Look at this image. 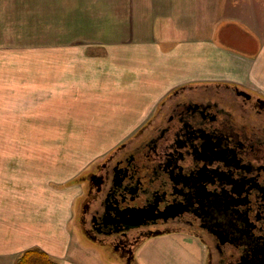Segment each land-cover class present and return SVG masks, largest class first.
Returning a JSON list of instances; mask_svg holds the SVG:
<instances>
[{"label": "crops", "instance_id": "1", "mask_svg": "<svg viewBox=\"0 0 264 264\" xmlns=\"http://www.w3.org/2000/svg\"><path fill=\"white\" fill-rule=\"evenodd\" d=\"M92 3L91 12L85 15L80 8V16L66 19L65 32L52 35L58 42L34 45L18 53L14 63L2 42L8 2L0 1V121L21 120L44 131L39 135L100 138L101 156L183 88L239 85L264 97V37L259 26H252L260 24L264 0ZM242 32L249 34L242 43L246 50L217 41L218 33L232 40ZM34 163L0 160V264H15L31 248L46 251L60 264H88V256L73 252V200L58 205L56 179H39L56 175L58 162ZM41 183L53 191L35 190ZM172 235L186 238L179 245L195 252V264L202 263L203 244ZM102 263L109 264H97Z\"/></svg>", "mask_w": 264, "mask_h": 264}, {"label": "flooded vegetation", "instance_id": "2", "mask_svg": "<svg viewBox=\"0 0 264 264\" xmlns=\"http://www.w3.org/2000/svg\"><path fill=\"white\" fill-rule=\"evenodd\" d=\"M80 231L132 264L158 236L206 247V264H264V97L183 88L86 175Z\"/></svg>", "mask_w": 264, "mask_h": 264}, {"label": "rangeland", "instance_id": "3", "mask_svg": "<svg viewBox=\"0 0 264 264\" xmlns=\"http://www.w3.org/2000/svg\"><path fill=\"white\" fill-rule=\"evenodd\" d=\"M2 1L4 5L5 2H8V16L7 18L3 17V21L0 19V25L1 21L3 24L6 21L8 23H5L6 28L3 31V35L0 30V36L2 35V42L7 44L8 48L6 49L8 50L9 58L12 60L11 62H13L18 53L31 50L34 45L40 43L48 46L58 42L52 35L65 32V29L68 28L65 24L66 19L80 16L81 9L85 11V15L91 12L89 6L93 4L92 1L94 0ZM258 13L260 24H253L252 26L256 30V27L259 26L257 31L260 30V35L264 37V9L262 8ZM71 27L74 28L75 26ZM242 27L246 28L245 26ZM88 33H93L91 28H89ZM222 35L218 33V43L239 51L246 50L244 45L242 46L243 40L249 36L246 32L240 33V37L235 36L232 40H228ZM30 58L26 57V59ZM26 124V122L17 119L0 121V160L23 161L27 164L35 161L34 165H39L40 167H46V162H49V166H52L54 162H58V165L55 164L57 166L56 175L43 177L41 174V177H38H40V180L46 178L56 179L52 180V186L58 194V205L60 203L64 204L65 201L63 199L67 198L69 202L73 200V205H71L73 220L70 223L73 224L74 230L73 252L79 251L83 256H88V264H97L100 261H106L109 264H128L127 260L120 259L113 254H107L89 236L80 231L79 220L76 221V216L79 217L83 203L85 183L82 182V177L86 175V172L91 169L96 161L100 160L99 158L105 155L103 153L104 155L101 154L99 156L101 150L99 147L104 145L102 141L99 146L96 145L100 138L39 135L40 132L43 133L44 131L33 130L28 128ZM89 141L91 143H88ZM90 145L92 146L89 147ZM30 165L33 166L32 164L28 166ZM45 169L41 168V171ZM46 174L49 175V172ZM35 190L42 193L53 191L52 189H45L44 183H41ZM185 240L187 239L176 235L158 236L148 241L146 240L136 249L135 259L132 264H195L193 259L196 256L195 252L191 248L179 245L181 241ZM201 254V264H206V255L203 248ZM155 259L159 263L154 262Z\"/></svg>", "mask_w": 264, "mask_h": 264}, {"label": "trees", "instance_id": "4", "mask_svg": "<svg viewBox=\"0 0 264 264\" xmlns=\"http://www.w3.org/2000/svg\"><path fill=\"white\" fill-rule=\"evenodd\" d=\"M15 264H60V262L40 248H31L24 251Z\"/></svg>", "mask_w": 264, "mask_h": 264}]
</instances>
